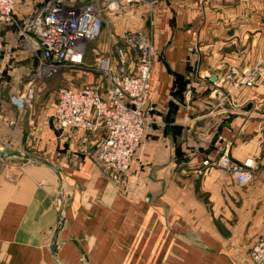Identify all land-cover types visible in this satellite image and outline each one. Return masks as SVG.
<instances>
[{"label":"crops","instance_id":"0c3cea01","mask_svg":"<svg viewBox=\"0 0 264 264\" xmlns=\"http://www.w3.org/2000/svg\"><path fill=\"white\" fill-rule=\"evenodd\" d=\"M44 1L18 0L16 16L23 18L38 13ZM97 4L107 21V27L104 26L97 39L104 54L109 49L107 28L116 39L126 31L152 28L158 51L151 79L155 121L136 152L130 171L120 180L119 188L126 191L128 198L139 199L150 194L157 202L149 206L168 214L173 222L211 225L226 241L234 237L239 254L249 253L264 232V76L253 86L237 84L239 75L230 80L225 78L232 68L241 72L264 58V0H97ZM2 33L5 49L0 79L4 81L3 87H12L8 75L2 74L12 67L7 65L10 58L19 53L25 58L32 55L23 49L10 27L3 26ZM24 66L20 65L21 71ZM214 74L218 79L211 82ZM17 118L12 106L0 108V133H8L7 138L12 142H18L14 135L23 132L21 125L13 126ZM53 123L52 120V126L44 127L49 131L45 138L51 140L54 148H48L47 141L48 152L53 151L49 155L58 156V164L65 172L99 191L104 210L116 212L103 216L107 230L103 239L124 240L125 221L142 224L147 218H140L139 207L135 206L128 211L132 218L124 216L130 201L98 177L99 171L91 168L90 160L94 161L91 156L89 159L79 154L83 153L78 149L79 141L86 132H62ZM219 146L228 147L236 162L248 158L256 161V177L250 184L254 182V197L260 202L257 214L262 225L256 227V231L261 230L257 238L247 239L257 199L236 219L228 234L223 232L212 211L216 208V192L226 191L224 181L237 185L221 169L203 165L204 160L217 155ZM78 198L79 195L69 210L66 235L93 241L96 216L93 211L88 214L83 209L87 208L83 201L76 204ZM55 214L49 194L36 180L27 176L12 178L7 168L0 165V255L4 254L1 250L4 245H8L10 254L15 247L16 253L22 248L35 255L41 232L55 221Z\"/></svg>","mask_w":264,"mask_h":264},{"label":"built area","instance_id":"2783aa9c","mask_svg":"<svg viewBox=\"0 0 264 264\" xmlns=\"http://www.w3.org/2000/svg\"><path fill=\"white\" fill-rule=\"evenodd\" d=\"M17 2L0 0V62L4 50L2 28L8 26L23 49L36 59L25 92L31 106L46 80L65 67L83 66L86 45L99 37L107 21L97 0H45L38 13L23 18L16 16ZM107 35V53L95 56L91 67L86 68L89 76L94 71L93 80L79 88H60L51 118L62 132L85 131L78 149L89 153L104 173L121 180L130 171L155 121L151 79L158 51L152 28L126 31L120 39L107 28ZM234 75H239V85H255L264 76V58L241 72L232 68L225 79ZM255 162L252 158L236 162L228 147L219 146L217 155L204 160L203 165L221 169L243 186L252 182ZM249 255L256 264H264V232Z\"/></svg>","mask_w":264,"mask_h":264},{"label":"water","instance_id":"95a60500","mask_svg":"<svg viewBox=\"0 0 264 264\" xmlns=\"http://www.w3.org/2000/svg\"><path fill=\"white\" fill-rule=\"evenodd\" d=\"M217 79L218 75L214 74L210 81ZM79 154L90 159L89 153ZM90 161L92 170L99 171L98 177L104 178L116 188L118 195L130 201L123 211L124 216L132 218L128 211L135 206L139 207L140 218L146 217L147 221L142 224L125 221L123 226L127 233L124 240L103 239L107 233L103 216L109 217L116 212L103 209L99 191L86 187L88 184L84 181L65 172L58 164V156H37L0 139V165L7 168L8 176H27L36 180L49 194L56 211L55 221L41 232L35 255L22 248L16 253L15 247L10 254L8 245H4L0 264H256L248 252L244 255L237 252L234 237L226 241L211 225L173 222L168 214H161L149 206L157 202L150 194L139 199L128 198L124 193L126 191L119 188L120 180L116 176L104 173L95 161ZM77 195L76 204L81 205L83 201L87 207L83 209L88 214L93 211L96 216L94 227L97 232L93 241L68 238L66 235L68 214Z\"/></svg>","mask_w":264,"mask_h":264},{"label":"rangeland","instance_id":"374dc122","mask_svg":"<svg viewBox=\"0 0 264 264\" xmlns=\"http://www.w3.org/2000/svg\"><path fill=\"white\" fill-rule=\"evenodd\" d=\"M97 39H95L91 44H88L86 47L87 55H85V65L83 64L82 67L77 68L65 67L59 74L46 80L43 83V89L34 95L31 106L27 105L25 92L27 89L26 83L34 73L36 64L35 56L31 54L33 57L28 56L25 58L19 53V55L10 58V62L7 65L12 67L10 69L4 70L2 74L8 75L7 77L9 80H11L12 87L11 85L3 87L4 81L0 79V108L12 106L13 110H16V116H18V118L14 120L13 126L15 128L16 126L21 125L23 132L21 134L16 133L14 135L17 138V141L19 140L18 142H12L9 140L7 138L8 133L4 132L0 133L2 140H7L10 144H12V146L19 147L37 156H49V154L53 153V151H50L52 149V144L50 143L51 140L45 138L49 131L47 133V129L44 127L48 128V125L52 126V120L51 117H48V114L52 112L57 98V93L60 88H79L83 84L87 83L89 78H94V71H92V76H89L87 74L86 68L91 67L95 56H101L104 54L103 50H100L101 48H99L100 45L98 44ZM20 65H25L22 71ZM13 68L16 69L14 73H8V70H13ZM20 99L22 101H20ZM36 115L38 116L37 118H35ZM39 117L42 118L40 119ZM42 119H44L43 122ZM47 141H49L48 148H51L49 150L50 152L47 150ZM253 183L250 185L240 186L235 185L233 181L228 182L225 180L224 186L226 191L216 192V208H214L212 211L214 212L216 220L219 222L221 229L226 234L229 233V229L234 224L236 219L249 208L250 204L255 203V199L258 201V205L253 213V217L251 218L249 227L247 229V239H252V236L257 238V236L261 233V230L256 231V227L259 225L261 226L262 221L257 214L260 202L257 196L254 197L253 192L256 190V186Z\"/></svg>","mask_w":264,"mask_h":264}]
</instances>
